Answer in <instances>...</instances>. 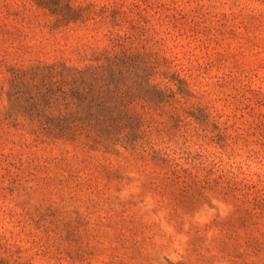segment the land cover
<instances>
[{
  "label": "rangeland",
  "instance_id": "rangeland-1",
  "mask_svg": "<svg viewBox=\"0 0 264 264\" xmlns=\"http://www.w3.org/2000/svg\"><path fill=\"white\" fill-rule=\"evenodd\" d=\"M71 2L151 14L188 89L173 86V104L190 113L156 120L167 163L58 160L0 114V243L31 264H264V0ZM105 43L34 0H0V113L10 69Z\"/></svg>",
  "mask_w": 264,
  "mask_h": 264
},
{
  "label": "trees",
  "instance_id": "trees-1",
  "mask_svg": "<svg viewBox=\"0 0 264 264\" xmlns=\"http://www.w3.org/2000/svg\"><path fill=\"white\" fill-rule=\"evenodd\" d=\"M34 1L54 15L57 26H93L106 43L84 52L76 63L56 60L10 69L3 119L27 147L64 150L58 160L85 162L96 154L107 163L170 162L156 148L153 136L161 131L156 120L181 123L190 112L173 99L177 92L189 94L185 80L171 71L173 61L157 47L162 40L156 39L159 30L151 14L138 4ZM162 19L170 22L168 15ZM197 112L206 116L200 108ZM11 252L0 243V264H31Z\"/></svg>",
  "mask_w": 264,
  "mask_h": 264
}]
</instances>
